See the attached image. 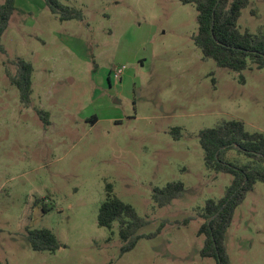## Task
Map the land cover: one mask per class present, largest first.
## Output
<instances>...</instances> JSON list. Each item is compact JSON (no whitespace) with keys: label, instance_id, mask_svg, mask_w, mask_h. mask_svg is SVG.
<instances>
[{"label":"rangeland","instance_id":"rangeland-1","mask_svg":"<svg viewBox=\"0 0 264 264\" xmlns=\"http://www.w3.org/2000/svg\"><path fill=\"white\" fill-rule=\"evenodd\" d=\"M60 2L84 19L61 21L45 0H16L2 36L0 264H215L201 257L198 230L206 201L221 198L232 176L205 166L198 134L228 119L264 133V68L239 73L205 58L197 10L183 0ZM238 24L264 32V0H252ZM17 58L34 65L28 104L8 74ZM179 180L183 195L156 206L153 189ZM107 183L148 220L139 233L164 222L123 255L118 226L98 225ZM27 228L51 229L60 247L33 250ZM226 249L232 264H264V183L235 210Z\"/></svg>","mask_w":264,"mask_h":264},{"label":"trees","instance_id":"trees-1","mask_svg":"<svg viewBox=\"0 0 264 264\" xmlns=\"http://www.w3.org/2000/svg\"><path fill=\"white\" fill-rule=\"evenodd\" d=\"M183 2L193 4L197 10L198 28L194 41L205 58L213 59L219 67L239 73L251 66L264 68V32L243 31L238 24L242 10L252 0ZM45 3L61 21L84 19L83 10L75 6L64 5L60 0H45ZM15 10L16 0H0V52H5L2 36ZM11 62L16 66V73H8L10 80L19 90L21 101L28 104L33 93L34 65L23 58L13 59ZM240 76L243 79V75ZM37 113L45 127L51 124L48 111L37 109ZM171 133L175 139H179L181 127H174ZM198 137L204 151L205 166L232 176V181L221 198L206 201L203 212L206 221L198 230L199 235H205L200 255L203 258H214L215 264H232L226 249V235L237 207L253 190L257 181L264 183V133L248 130L242 120L228 119L200 130ZM231 150H235L238 156H245V162L231 159L228 156ZM184 190V182L171 181L162 187H155L152 199L156 206L163 207L181 197ZM42 208L46 212L50 210L44 202ZM147 224L148 220L132 204L117 196L113 185L107 183L106 197L98 212V225L109 230L118 226V236L122 241L121 255L131 251L140 238L159 235L164 226V222H161L154 232L139 233ZM26 238L35 251L55 252L60 247L56 234L49 228H27Z\"/></svg>","mask_w":264,"mask_h":264},{"label":"built area","instance_id":"built-area-1","mask_svg":"<svg viewBox=\"0 0 264 264\" xmlns=\"http://www.w3.org/2000/svg\"><path fill=\"white\" fill-rule=\"evenodd\" d=\"M126 69V66H116L113 70H112V74L114 75V78L116 80H120L122 78V75L124 73Z\"/></svg>","mask_w":264,"mask_h":264},{"label":"crops","instance_id":"crops-1","mask_svg":"<svg viewBox=\"0 0 264 264\" xmlns=\"http://www.w3.org/2000/svg\"><path fill=\"white\" fill-rule=\"evenodd\" d=\"M122 79V78H121ZM48 111V110H47ZM49 112V111H48ZM50 113V112H49ZM50 122L52 123V121L50 120ZM51 125V124H50ZM49 126V125H48Z\"/></svg>","mask_w":264,"mask_h":264}]
</instances>
